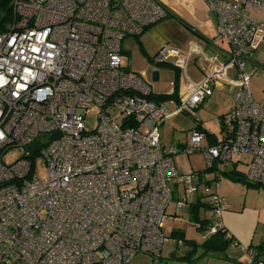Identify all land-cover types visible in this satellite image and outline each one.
<instances>
[{"label": "built area", "instance_id": "obj_1", "mask_svg": "<svg viewBox=\"0 0 264 264\" xmlns=\"http://www.w3.org/2000/svg\"><path fill=\"white\" fill-rule=\"evenodd\" d=\"M202 1L216 19L210 44L227 42L231 50L221 59L195 42L184 51L163 45L156 64L174 58L184 86L156 102L152 84L121 62L123 40L167 16L156 0H12L13 22L0 32V264L160 258L163 224L175 217L169 204L174 201L178 213L195 197H211L206 231L231 238L221 222L227 206L217 185L211 191L219 175L210 180L207 173L218 171L217 163L220 174L242 164L245 179L264 187V108L246 74L264 40V20L247 11L264 10V0ZM194 59L205 64L198 81L186 73ZM223 87L233 107L221 119V140L203 148L208 135L195 112ZM92 109L98 123L87 130ZM179 114L196 122L188 144L163 145L160 128ZM39 138L46 146L33 165L30 147ZM11 150L15 157L7 161ZM193 152L203 154L206 169L179 171L176 156ZM39 158L43 178L35 173ZM229 247L243 252L242 264H264L254 247L235 240Z\"/></svg>", "mask_w": 264, "mask_h": 264}, {"label": "rangeland", "instance_id": "obj_2", "mask_svg": "<svg viewBox=\"0 0 264 264\" xmlns=\"http://www.w3.org/2000/svg\"><path fill=\"white\" fill-rule=\"evenodd\" d=\"M160 3L169 13L168 17L161 20L159 23L151 27L146 33L141 35L139 38L128 37L123 40L121 54L122 66L127 72L134 74L143 75L147 81L152 84V91L154 94H170L172 92V83L177 79V71L175 68L171 67L175 59L171 58L166 63L168 65H157L154 58L158 50L163 46L167 45L172 48H184L187 49L190 42H195L205 47L207 42H211L216 37L215 31V21L209 15L206 6L203 4L202 0H156ZM248 15L255 20H264V10L259 11H247ZM216 47L220 50H225L230 52L231 48L227 42H218ZM180 50V49H179ZM208 56H212L211 50L206 51ZM149 58V59H148ZM259 63H264V52L258 57ZM199 66L204 69L205 64L200 61ZM256 66V65H255ZM198 68L196 65H190L188 69V74L194 79L198 78ZM159 73L158 81H154V73ZM246 74L250 76L249 91L252 93L253 98L264 108V68L262 67H252L248 64L246 68ZM180 79V88L184 86L182 75L178 76ZM186 85V84H185ZM216 95L213 96V98ZM212 102L208 105L200 108L195 112V117L200 121L199 127L201 130L208 135V139L202 142V147L207 148V146L213 144L215 140H221L223 137L222 125H221V114H227L229 111L231 102L224 96H216ZM216 99V102H215ZM98 111L97 109H92L86 117V129L92 130L97 126ZM225 114V115H226ZM196 122L189 115L179 114L170 118L161 128V142L163 145H171L173 143L186 145L188 144L190 138V132L195 127ZM15 157V151L11 150L7 156L6 160L11 161ZM240 159L249 160L246 155L240 156ZM175 161L177 163L179 171L183 173H192L193 171H204L206 169V161L201 152H193L191 154H179L176 156ZM218 171L223 169V165L220 163L216 164ZM240 175L244 176L246 167L242 164L237 165ZM214 171L207 173V177L212 180L216 175H219L218 182H213L212 188L216 187L217 194L224 197V202L229 205L231 210V204L240 202V207L244 202V198L247 200H253V203L257 206L262 204V194H255L251 196V191H258L259 189L250 188L245 186L246 183L241 180L232 181L230 178L223 176L220 172ZM35 172L38 178H43L46 175L45 165L43 160L39 158L37 164L35 165ZM245 178V176L243 177ZM230 181V182H229ZM234 185L232 187L233 196L232 199L228 195H224V192L229 190L228 185ZM249 189V194L245 195L244 190ZM262 189V188H260ZM263 190V189H262ZM211 197L205 196L202 202L208 203ZM197 197L194 201L196 202ZM188 203H192L188 200ZM188 204L185 205L184 209L175 213L174 201L171 202L167 208V213L169 215H174V218H168L163 224V233L166 238L160 258H152L147 255L137 256L131 264H177L175 258L181 257L184 252L190 249L189 242L196 244V256L201 254L200 245L204 242L206 237L200 230L196 229L193 225L194 219L192 215L188 213ZM199 217L203 219L204 217H210V210L206 209L204 206L199 207ZM177 232L180 239L172 236L173 233ZM207 234L209 232H206ZM186 242L182 245L179 240ZM181 242V241H180ZM233 249V248H232ZM231 250L227 248L225 252ZM228 254H226L227 256Z\"/></svg>", "mask_w": 264, "mask_h": 264}, {"label": "crops", "instance_id": "obj_3", "mask_svg": "<svg viewBox=\"0 0 264 264\" xmlns=\"http://www.w3.org/2000/svg\"><path fill=\"white\" fill-rule=\"evenodd\" d=\"M203 4L205 5L204 2H203ZM208 13H209V11H208ZM167 15H168V13H167ZM209 15L215 21V31H216V19H215V16L211 15L210 13H209ZM167 17L168 16H166L165 18H167ZM153 26H151V27H153ZM150 28H148L146 30V32ZM175 49H178V50L180 49L181 51H184L185 46H184V48H179L177 46V48H175ZM204 49H205V51L211 50V53H213V54L222 53V55H220V58L224 59V53L226 51L225 50H220V49H218L216 47H213L210 44V42H207V44L205 45ZM263 52H264V40H263L262 44L260 45V47L253 53L252 57L248 60V64H251V66L254 67V68H256V67L264 68V63L262 64V63H259V61H258V57ZM199 64H200V61L197 60V62H196V59L191 61L190 64H189V67H190V65H196L197 68L199 69L198 70V72H199L198 73V75H199L198 78H194L193 79L188 74L189 67L187 68L186 73L193 81H198L201 78V76H202V68L199 66ZM248 64H247V67H248ZM179 75H181V74L178 71L177 72V83H176L177 87L179 86V83H180V79L178 77ZM228 75L230 77L233 76L234 75V71H229ZM158 76H159V73L157 72V81H158ZM172 93H173V88H172V92L170 94H172ZM176 93H177V90H176ZM170 94H167V95H170ZM158 95H160V94H158ZM214 95H216V96L218 95L220 97L226 96L231 102L229 111L232 109L233 101H232L231 96L227 92L226 87L215 88L212 97L205 99V101L201 104L199 109L204 107V106H206V105H208L209 102H212V98H213ZM251 95H252V93H251ZM252 97H253V95H252ZM215 102H216V99H215ZM262 104H264V103H262ZM225 114H221L220 115V119H222L223 115H225ZM235 170L238 171V168L236 167ZM245 186L247 187V185H245ZM228 187H229V190L227 192H224V195H228L229 198L232 199V197H234L233 196V190H232V187H234V185L229 184ZM244 193H245V195H248L249 194V189L246 188L244 190ZM258 193L262 194V204H261V206L255 205L253 203V200H251V199L247 200V197H245L244 198V202H243L241 207H240V205H241L240 202L231 204V210L229 208L230 206L227 205V209L221 215L222 225L226 228V230L229 232V234H231V236L237 241V243L240 246L244 247V248H247V247H258V246H261L264 243V189L263 190L259 189L258 191H254L253 190V191L250 192V195L251 196H255V194H258ZM221 198L223 200H225L222 195H221ZM194 203L196 204V202H194ZM187 209H189V208H187ZM203 219H208V218L204 217ZM209 219H210V217H209ZM210 225H211V223H210ZM210 225L207 228H205V229H208L210 227ZM206 232L207 231L205 230L204 233L206 235H209V233L207 234ZM184 253H186V252H184ZM259 253H260V256L264 259V246H263L262 252H259ZM226 254H228V255L226 256ZM244 259H245V255L243 254L242 251L234 249V248L233 249L231 248V250H229L227 252L224 251V252H221V253L209 254V255H207L205 257H202V258L198 259L196 262L191 263V264H242Z\"/></svg>", "mask_w": 264, "mask_h": 264}, {"label": "trees", "instance_id": "obj_4", "mask_svg": "<svg viewBox=\"0 0 264 264\" xmlns=\"http://www.w3.org/2000/svg\"><path fill=\"white\" fill-rule=\"evenodd\" d=\"M11 3H12V0H0V32H4L7 29V27L13 22ZM140 36H136L135 38H139ZM176 83H177V79H176V81H174V90H173L172 94H170V95H167V94L156 95L155 94L154 96L151 97V99L156 101V102H163L168 98L175 97L176 96V90H177ZM216 141L217 140H215L213 143H216ZM45 146H46V144L43 143V140L39 138L38 140H36L32 144V147H30V151L32 152V155L30 156V160L32 161L33 165H34V161L39 156L40 150L42 148H44ZM222 174H223V176L230 178L232 181L241 180L240 179V176H241L243 181L246 183L247 186H249L251 188H256V189H260V188L264 189V187H262L260 185H255V184L249 183L245 178H243L244 176L240 175V172L236 171L235 169L232 171H225ZM200 205L204 206L206 209H210L209 208L210 205H208V203L204 204L199 199V200H196V204L192 203L190 205L188 212L190 215H192V218L194 219L193 224H199L200 227L203 228V229H199V230L202 233H204V231L206 230L205 228H207L210 225L211 219H209V218L208 219H201L199 217ZM224 230L226 233L229 234V232L226 230L225 227H224ZM229 235L231 236V234H229ZM172 236H175V237L180 239L177 232L173 233ZM203 236L206 237V234H203ZM231 240H235V239L232 236L230 239H225L224 233H222V231H218L217 233H214V234H209V237H206L204 242L200 245L201 254L199 256H196V250H195L196 244L195 243L192 244L191 242H189L190 249L186 253H184L181 257L175 258V261H177V264H191V263L196 262L198 259L205 257L209 254L224 252L229 247ZM179 241H181V244H184L186 242L185 240H183V237H181V240H179ZM263 246H264V243L261 246L254 247V248L258 249L259 252H262ZM158 259H161V258H158Z\"/></svg>", "mask_w": 264, "mask_h": 264}, {"label": "water", "instance_id": "obj_5", "mask_svg": "<svg viewBox=\"0 0 264 264\" xmlns=\"http://www.w3.org/2000/svg\"><path fill=\"white\" fill-rule=\"evenodd\" d=\"M153 75H155L154 81H157V73H154Z\"/></svg>", "mask_w": 264, "mask_h": 264}]
</instances>
